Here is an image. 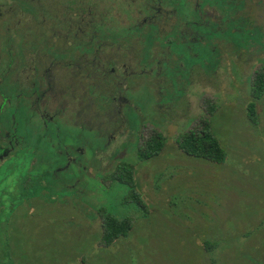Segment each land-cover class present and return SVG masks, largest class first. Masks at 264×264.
I'll return each instance as SVG.
<instances>
[{
    "label": "rangeland",
    "instance_id": "1",
    "mask_svg": "<svg viewBox=\"0 0 264 264\" xmlns=\"http://www.w3.org/2000/svg\"><path fill=\"white\" fill-rule=\"evenodd\" d=\"M235 8L241 32L231 31L239 23L223 21L222 34L208 37L190 63L185 58L205 72L203 83L190 87L196 93L200 85L205 101L179 103L180 114L189 107L184 129L208 125L224 162L184 153L176 118L157 156L128 152L129 184L102 182L99 176H113L111 165L72 178L73 188L69 179L45 176V168H33L31 175L42 177L27 184V164L16 162L11 172L0 166V264H264V94L254 121L247 111L253 78L264 70V0H246L243 8L237 0ZM131 99L145 122L165 131L154 93L141 86ZM98 214L130 219L132 227L104 246Z\"/></svg>",
    "mask_w": 264,
    "mask_h": 264
},
{
    "label": "flooded vegetation",
    "instance_id": "2",
    "mask_svg": "<svg viewBox=\"0 0 264 264\" xmlns=\"http://www.w3.org/2000/svg\"><path fill=\"white\" fill-rule=\"evenodd\" d=\"M236 2L0 0V166L11 172L16 162L27 164V184L42 177L33 168H45L73 188L111 165L113 176H99L102 182L125 183L129 151L144 159L176 118L181 135L191 131L184 129L189 107L180 114L179 103L205 101L200 85L196 93L190 87L206 75L189 60L222 34L223 21L241 32ZM141 86L156 96L164 132L132 101Z\"/></svg>",
    "mask_w": 264,
    "mask_h": 264
},
{
    "label": "trees",
    "instance_id": "3",
    "mask_svg": "<svg viewBox=\"0 0 264 264\" xmlns=\"http://www.w3.org/2000/svg\"><path fill=\"white\" fill-rule=\"evenodd\" d=\"M264 94V70L257 72L253 78L252 99L249 103L247 111L248 117L254 121L255 117V101L260 100ZM211 110V109H210ZM178 147L187 155L199 157L213 163H223L225 160V152L218 141L211 134L208 125L202 127L200 131H190L180 135L177 139ZM165 145V138L154 140L152 146L145 150L144 159L157 156ZM127 174L124 175L125 183L132 182L133 170L128 168ZM123 180V181H124ZM100 209L98 212L101 213ZM102 216V233L100 242L104 246H110L118 238L127 236L131 229L130 219L119 220L111 214H101ZM212 249L209 248V250Z\"/></svg>",
    "mask_w": 264,
    "mask_h": 264
}]
</instances>
